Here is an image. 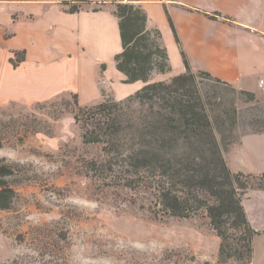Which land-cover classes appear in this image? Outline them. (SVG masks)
<instances>
[{"label": "rangeland", "instance_id": "rangeland-1", "mask_svg": "<svg viewBox=\"0 0 264 264\" xmlns=\"http://www.w3.org/2000/svg\"><path fill=\"white\" fill-rule=\"evenodd\" d=\"M196 81L212 115L224 120L216 137L227 163L243 134L264 130V89L250 96L207 76ZM102 95L89 104L65 92L30 105H0V165L12 169L5 179L15 192L10 208L0 209V264H247L219 260L220 238L204 210L186 218L155 210L153 189L132 168L142 147L133 126L147 124L141 119L148 105L123 99L119 124L106 128L117 148L108 138L84 140L90 107L120 101L107 89ZM109 149L113 168L123 170L119 178L97 169L111 159ZM254 174L250 185L258 188L264 171ZM253 245L252 263L264 264V233Z\"/></svg>", "mask_w": 264, "mask_h": 264}, {"label": "crops", "instance_id": "crops-1", "mask_svg": "<svg viewBox=\"0 0 264 264\" xmlns=\"http://www.w3.org/2000/svg\"><path fill=\"white\" fill-rule=\"evenodd\" d=\"M75 1L0 0V105H30L65 92L89 104L103 89L116 100L139 90L145 83L124 82L116 67L117 2L142 5L148 26L160 30L171 69L156 73L159 80L185 71L182 51L191 69L243 90L254 91L264 75V0H86L71 12ZM18 51L24 57L14 64ZM227 164L234 172H263L264 131L243 134ZM242 204L258 231L254 239L264 233V189H249Z\"/></svg>", "mask_w": 264, "mask_h": 264}, {"label": "trees", "instance_id": "trees-1", "mask_svg": "<svg viewBox=\"0 0 264 264\" xmlns=\"http://www.w3.org/2000/svg\"><path fill=\"white\" fill-rule=\"evenodd\" d=\"M86 2L77 0L68 10L77 11ZM113 13L118 18L122 45V50L115 55L116 67L126 76L124 82L141 80L145 83L125 101H137L149 108V115L141 119L145 118L147 124L133 126L136 129L132 137L139 139L142 146L135 151L133 172L140 174L139 178L153 189L156 211L186 218L204 210L220 238L219 260L226 263L235 259L249 264L253 256V236L258 231L251 226L242 201L253 188L250 178L256 175L234 172L227 166L223 148L216 137V127L223 125L224 120L220 115H212L208 101L198 91L196 77L203 75L229 83L206 71L194 72L183 51L184 72L167 80L150 81L153 74L167 73L171 69L160 30L148 26L145 9L133 1L115 3ZM23 57L24 52L18 51L11 60L16 64ZM241 92L253 96L250 91L242 89ZM124 102L104 100L90 107L84 117L87 123L82 125L84 140L106 141L109 134L106 128L119 124ZM74 118L82 121L76 114ZM90 120L93 126H87ZM107 144L110 143L105 146ZM111 144V149L117 148L114 141ZM111 149L108 150L111 159L97 169L111 170L115 178H119L123 170L113 168L112 158L115 157ZM10 174V167L0 165V209L10 208L15 194L5 179ZM259 178L257 187L264 189L260 186L264 175Z\"/></svg>", "mask_w": 264, "mask_h": 264}, {"label": "built area", "instance_id": "built-area-1", "mask_svg": "<svg viewBox=\"0 0 264 264\" xmlns=\"http://www.w3.org/2000/svg\"><path fill=\"white\" fill-rule=\"evenodd\" d=\"M0 26H1V23H0ZM257 86L261 89H264V75L257 79Z\"/></svg>", "mask_w": 264, "mask_h": 264}]
</instances>
